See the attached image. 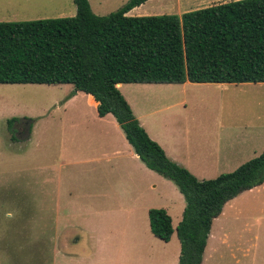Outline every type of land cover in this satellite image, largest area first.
I'll list each match as a JSON object with an SVG mask.
<instances>
[{
	"label": "rangeland",
	"instance_id": "rangeland-1",
	"mask_svg": "<svg viewBox=\"0 0 264 264\" xmlns=\"http://www.w3.org/2000/svg\"><path fill=\"white\" fill-rule=\"evenodd\" d=\"M88 1L95 14L106 15L127 0ZM225 1L230 0H147L127 13L181 15ZM1 2L0 22L76 13L73 0ZM72 92L71 84H0V264H134V258L145 264L146 250L154 253L150 263H168L180 243L176 235L168 243L154 237L146 212L138 214L140 241H134V170L117 176L102 170L101 161L83 160L101 152L91 128L108 125L109 136L113 120L127 144L124 132L111 115L99 121L81 101L64 105ZM121 94L151 139L159 136L163 142L176 131H189L190 138L192 130L196 139L202 133L204 138V132L216 128L225 149L231 145L228 136L251 137V149L225 150L233 157L219 166L220 173L262 149L264 82L132 83ZM73 160L84 162L73 165ZM142 168L148 173L141 194L150 196L149 185L162 183L170 193L163 205H169L175 225L183 195L173 181ZM201 264H264V184L223 206L212 222Z\"/></svg>",
	"mask_w": 264,
	"mask_h": 264
},
{
	"label": "trees",
	"instance_id": "trees-1",
	"mask_svg": "<svg viewBox=\"0 0 264 264\" xmlns=\"http://www.w3.org/2000/svg\"><path fill=\"white\" fill-rule=\"evenodd\" d=\"M145 1L98 15L88 0H73L74 16L0 22V84H71L72 93L92 95L98 115L114 117L144 165L178 187L185 200L175 227L178 264H201L226 202L264 182V149L232 171L197 179L149 137L116 85L264 82V0L127 15ZM148 220L151 233L169 241L165 209L150 208Z\"/></svg>",
	"mask_w": 264,
	"mask_h": 264
},
{
	"label": "crops",
	"instance_id": "crops-1",
	"mask_svg": "<svg viewBox=\"0 0 264 264\" xmlns=\"http://www.w3.org/2000/svg\"><path fill=\"white\" fill-rule=\"evenodd\" d=\"M1 3L2 2L0 0V4ZM127 15L129 14L127 13ZM185 82H183V84ZM129 84H132V83H122V84H117L116 86L121 92V88ZM133 84H144V83H133ZM146 84H156V83H146ZM159 84H162V83H159ZM80 95H83L82 96L83 100H79L81 99ZM66 101L67 102L64 105L68 104V106H69V103L72 101H75V102L81 101L82 104L84 105V108H87V106L91 107L94 113H97L98 103L93 98V96L90 94H86L82 91H76L74 93H71V95L67 97ZM109 115L111 114L99 116L97 113V118L99 119V121L105 122V121H109L108 120L110 119ZM112 121L113 120H110V124H111L110 128L112 132L109 136H106L110 131L108 130V127H109L108 125L104 127L103 126L97 127L96 129L87 127V129L91 128L89 132L93 134V138L99 141L98 144H99V148L101 149V152H99L100 154L97 158H87L83 160L86 162L101 161L102 170L108 171L113 175L116 174L117 176L131 173V171L134 170V241L135 239H138L140 241V234L137 231L138 227L140 226L138 214L146 212L147 217H148V210L150 208H163L165 209L166 212H169L168 210L169 205L168 206L163 205V202L167 201L170 193L165 191L164 189L165 186L162 183H160L161 186L158 185L159 183H155V184L149 185V189L151 190V193H152L150 196L141 194V192H143L141 190V182H143L144 177H146L145 175L148 173V172L146 173V171L141 170V169H144L142 168L143 166L146 168V166L140 161L139 157L134 152L132 146L128 143L126 138H125V141H127L126 142L127 144H122V139H124L122 136V133L118 132L119 130L117 129V126ZM219 135H220V131L218 129L216 130L215 128L210 131L204 132V138H203V133H202L201 136L198 139H196V132L192 130L190 138H189V131H187L186 133L184 131L183 133H179V134H178V131H176V132H173L171 136H168L167 139L162 138L163 142L160 141L159 136L153 137V139H155L158 142V144H160V146L162 147L166 156L169 159L176 162L180 166H183L184 168H186L198 179H205V178L210 179V178H214L213 176H215L216 174L219 175L221 172V171L219 172L220 170L219 166L222 163L228 162L229 160H231V157H233V156H228L225 153V150H230V151L235 150V152L233 153L235 154L236 152L239 153V152L244 151L246 147L247 148L250 147L251 149L250 142L252 138L249 136L247 137V136H240V135L228 136L227 137L228 140H231L228 144H231V145L228 148L221 149L218 144V140L220 138ZM168 139L170 140V142L166 141ZM246 142L248 143L247 146H241L242 144ZM95 144L96 142L94 143V145ZM261 148H262L261 149L262 151L264 149V142ZM261 151H259V153ZM259 153L256 154L253 151V154H256L255 156H257ZM84 161L73 160V165L78 164V162H84ZM244 162L245 161L243 160L239 161L237 164L231 167L233 168L232 170H234L235 168H237L240 164ZM223 166H226V165H223ZM147 170L152 172L150 169H147ZM139 171L143 173L140 174ZM152 182H155V179ZM159 182H162V181H159ZM263 184L264 182L258 186H255L245 191H251L252 189L256 187H261ZM154 202H157L161 205H155L153 207L152 205L154 204ZM147 203H150L152 205H148ZM183 208L184 206L182 207V204L180 203L179 212H178L179 213L178 222L180 221L182 217ZM171 222H172V219H171ZM178 222L175 225H173L172 223L174 232L172 233L169 241H171L173 236L176 235L175 227L178 224ZM148 225H149V220H148ZM78 230H81V229H78ZM149 231H150V228H149ZM169 241H167L166 243H168ZM177 241L179 243L178 238H177ZM179 253H180V244H178V246L175 244L174 255L173 254L171 255L172 257L170 261L168 259V263H164V260H162V261L157 262L156 264H176V262L178 263ZM153 255L154 253H149L146 250V253L142 255L143 261L146 262L145 264H155V263H150L151 260H153L152 259ZM82 257H84V255ZM134 264H137V260L135 258H134Z\"/></svg>",
	"mask_w": 264,
	"mask_h": 264
}]
</instances>
